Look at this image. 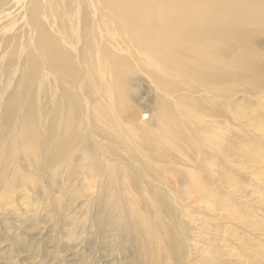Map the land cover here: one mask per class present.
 Returning <instances> with one entry per match:
<instances>
[{"label":"bare ground","instance_id":"obj_1","mask_svg":"<svg viewBox=\"0 0 264 264\" xmlns=\"http://www.w3.org/2000/svg\"><path fill=\"white\" fill-rule=\"evenodd\" d=\"M262 40L264 0H0V208L29 182L52 189L59 163L77 161L68 180L96 192L91 219L63 221L69 235L90 225L129 264H185L178 245L190 214L162 185L184 181L215 209L214 176L234 187V164L264 165ZM136 71L163 94L153 129L126 119Z\"/></svg>","mask_w":264,"mask_h":264},{"label":"rangeland","instance_id":"obj_2","mask_svg":"<svg viewBox=\"0 0 264 264\" xmlns=\"http://www.w3.org/2000/svg\"><path fill=\"white\" fill-rule=\"evenodd\" d=\"M53 29L61 37V30L55 26ZM262 41L261 47L264 46V40ZM6 52L7 50L0 49V56ZM116 52L119 53L117 50ZM126 87V119L155 128L158 102L163 94L145 73L137 71L127 80ZM243 99L242 93H239L234 102H242ZM219 122L221 120L216 123ZM227 128H233L232 131L240 130L238 125ZM100 143L106 145L103 141ZM106 149L102 151L101 158L105 157L103 160H107L108 154L104 153ZM77 156L78 152L74 150L72 159L76 160ZM76 165L77 161L71 167ZM233 166L237 180L234 187L225 188L218 175L213 177L215 182L212 187L220 192L223 201V205L215 209L189 192L184 181L178 182L170 178L165 186L162 185L166 192L168 190V196L181 205L180 214H190L187 219L182 216L185 240L181 239V244L178 245L181 261L185 264H264V180L260 181L255 173L256 169L259 174L264 173V165L256 168L253 164ZM57 168L63 173L62 177L51 181L52 189L46 188L43 182L31 180L32 182L23 185L25 187L20 186L16 192L10 193L6 205L0 208V264H129V252H121L116 248L113 252L111 248L108 249L104 239L92 235L94 229L90 225L82 228L77 238L69 235V227H65L63 221L67 222L72 217L91 219L93 209L90 203L96 190L92 187L87 193V188H84L86 186L77 176L68 180L67 176H70L72 168L65 163H59ZM177 169L184 174L190 171L189 165ZM17 170L30 177L34 176L32 168L22 171L18 167ZM49 171L48 175L52 176L53 173ZM199 173L204 175L202 171ZM167 175L171 177L169 173ZM47 189L53 193L52 198L47 199ZM65 189L79 193L80 196L72 200ZM92 191L94 194H90ZM59 199H63L66 207L69 206L65 212L67 219H64L66 215L58 217V207L53 205ZM166 263L173 264L169 259L165 260Z\"/></svg>","mask_w":264,"mask_h":264}]
</instances>
